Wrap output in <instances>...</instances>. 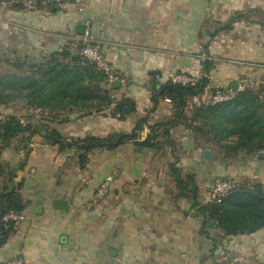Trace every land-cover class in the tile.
<instances>
[{"label": "crops", "instance_id": "crops-1", "mask_svg": "<svg viewBox=\"0 0 264 264\" xmlns=\"http://www.w3.org/2000/svg\"><path fill=\"white\" fill-rule=\"evenodd\" d=\"M80 6L68 2L59 9L40 2L36 10H25L0 0L2 46L41 61L64 48L75 51L86 29L120 82L107 86L111 97L135 103L123 118L112 113L113 103L88 114L65 112L67 121L51 124L65 136L130 132L146 116L138 133L144 139L148 124L173 114L165 98L149 112L152 93L175 72L199 74L206 56L213 61L207 91L249 87L264 95V0H81ZM207 91L189 99L187 113L209 102ZM5 111L27 122L28 109L20 102ZM169 133L174 147L140 149L126 141L90 152L83 168L74 149L59 150L33 135L15 177L23 182L28 217L0 247V264L16 257L25 264H215L225 251L262 246L264 227L221 237L215 225H205L208 220L191 200L177 195L168 164L176 161L182 172L194 174L198 201L204 203L214 178L264 186V155L241 151L224 157L184 123ZM206 148L209 158L203 156ZM23 156L12 147L2 152L12 164ZM103 182L106 193L94 201ZM57 198L67 200L65 209L55 207Z\"/></svg>", "mask_w": 264, "mask_h": 264}, {"label": "trees", "instance_id": "trees-1", "mask_svg": "<svg viewBox=\"0 0 264 264\" xmlns=\"http://www.w3.org/2000/svg\"><path fill=\"white\" fill-rule=\"evenodd\" d=\"M11 5L21 8L14 3ZM28 60L11 62L17 71L0 75V108L6 110L12 103L20 102L28 109L24 116L26 123L21 116L0 109V247L17 228L6 215L24 210L27 205L21 195L23 182L15 177L25 165L33 135H40L44 143L57 145L59 150L74 149L80 168L86 166L90 152L113 148L126 141H132L140 149L174 147L169 129L179 123H184L202 144L220 149L224 157H233L241 151L264 155V95L260 91L245 87L234 91L228 100L201 102L187 113L189 99L202 94L209 85L213 66L209 56L201 60L200 77L194 84H171L169 90L162 88L152 93V107L148 111L155 109L160 98H169L173 114L169 119L148 124L149 132L142 140L138 133L147 123L146 116L138 118L130 132L110 133L104 137L62 134L51 124L67 121L65 112L76 109L88 114L113 103L112 113L123 118L135 110V103L126 96L112 98L107 88L111 83L106 75L94 63L68 48L52 52L41 61ZM8 147L22 151L23 158L14 164L4 160L2 152ZM168 166L177 195L189 198L191 206L203 219L214 223L219 236L250 234L264 227V186L260 182H236L226 194L200 203L194 174L182 172L176 161Z\"/></svg>", "mask_w": 264, "mask_h": 264}, {"label": "built area", "instance_id": "built-area-1", "mask_svg": "<svg viewBox=\"0 0 264 264\" xmlns=\"http://www.w3.org/2000/svg\"><path fill=\"white\" fill-rule=\"evenodd\" d=\"M46 3L48 5H53L56 8H63L68 2H74L78 5V10H81L80 6L81 0H11L10 3L19 5L22 9L25 10H36L39 3ZM78 43L80 45L78 46ZM78 43H74V50L81 57L87 59L88 61L95 64V66L100 69L107 77V80L111 83L117 79L114 74L113 68L109 61L102 54L98 45L92 43L88 38V31L85 29L83 36L81 37ZM199 74H194L186 71L175 72L169 76L170 84H181V85H191L194 84L198 78ZM208 87L206 88V91ZM208 101L211 103L221 102L228 100L233 97V90H215L207 91ZM166 101H170L169 98H165ZM0 117H2V111L0 110ZM236 185L235 180L232 178H214L210 186V199H215L220 197L227 192L231 191ZM106 193V183L103 182L98 186L94 192V201L101 199ZM28 217L27 211L21 210L19 212H10L6 215L5 218L11 219L18 225L21 221ZM9 264H25L20 257L13 258Z\"/></svg>", "mask_w": 264, "mask_h": 264}, {"label": "rangeland", "instance_id": "rangeland-1", "mask_svg": "<svg viewBox=\"0 0 264 264\" xmlns=\"http://www.w3.org/2000/svg\"><path fill=\"white\" fill-rule=\"evenodd\" d=\"M23 55H24L23 52H12V48H9V47L7 48V46H2L0 44V75L17 71L11 65V62H14L15 60H18V59L21 61L27 60V59L35 60V58L24 57ZM6 60H9L10 62ZM16 104L17 103H12L11 106L15 107ZM0 109L1 110L3 109V111H5V108L3 107H1ZM212 148L215 150H218L217 147H212ZM220 256H221V259L216 261L215 264H229L230 262H241V263H246V264H264V242L262 246H257L256 248L248 247L245 253L242 251L239 253L236 250H233L232 252H230L228 250L218 255V257Z\"/></svg>", "mask_w": 264, "mask_h": 264}, {"label": "water", "instance_id": "water-1", "mask_svg": "<svg viewBox=\"0 0 264 264\" xmlns=\"http://www.w3.org/2000/svg\"><path fill=\"white\" fill-rule=\"evenodd\" d=\"M112 83H113V85L117 86V85H119L120 82H119V80L116 79ZM152 87H153V85H152ZM170 88H171V84L170 83H166L163 86V89H166V90H169ZM203 156L206 157V158H209L211 156V150L206 148L204 150V152H203ZM54 204H55V207H57V208L65 209L67 207V200L61 199V198H57L54 201ZM204 224L207 225V226H211V227L214 225L213 222H210V221L204 222Z\"/></svg>", "mask_w": 264, "mask_h": 264}]
</instances>
